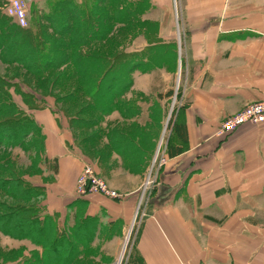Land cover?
Masks as SVG:
<instances>
[{"label": "crops", "instance_id": "1", "mask_svg": "<svg viewBox=\"0 0 264 264\" xmlns=\"http://www.w3.org/2000/svg\"><path fill=\"white\" fill-rule=\"evenodd\" d=\"M62 1L66 11L77 13L87 5L42 0L30 9L55 15ZM178 1L180 39L172 0H148V17L159 15L160 39L148 41V100L119 113L126 129L98 125V138L107 140L111 152L99 159L106 162L99 174L121 197L67 198L89 160L72 147L47 107L32 114L46 137L41 169L48 180L32 183L47 193L49 213L82 202L86 215L97 216L103 227L122 222L126 230L162 142L167 163L157 172L128 264H264V124L216 134L229 116L264 101V0ZM118 109L110 105L98 115ZM119 237L101 250L115 253Z\"/></svg>", "mask_w": 264, "mask_h": 264}, {"label": "trees", "instance_id": "2", "mask_svg": "<svg viewBox=\"0 0 264 264\" xmlns=\"http://www.w3.org/2000/svg\"><path fill=\"white\" fill-rule=\"evenodd\" d=\"M110 2L111 6L115 5L112 7L114 14L111 16V27L104 25V21L106 23L110 17L96 2L90 9L86 5L81 14L70 9L66 11V1H62L58 12L54 16H47L46 21L41 19V14L36 15L33 25L36 32L33 34L28 31L33 28L31 20L29 19L27 27H20L11 17L2 13L4 2L0 1L1 60L10 65H18L38 78L50 76L58 67L70 66L69 69L77 78H82L83 82L88 80L87 90L85 87H78V93L89 98V109L93 113L106 112L110 105L121 108V95L130 86V74L135 68H141L140 65L136 62L130 65L132 57L123 55L124 52L108 58L92 55L84 48L96 37L105 36L106 31L125 17L122 13H135L138 6L142 7V3L128 0L125 6L129 9L124 12L118 10L114 0ZM89 13L96 14L99 23L96 26L97 32L92 30L95 25H92L88 17ZM50 30L54 31V36ZM143 63L147 66L148 59L142 60L141 65ZM14 94L22 99L23 107L15 100ZM99 106H102L101 109ZM46 107L48 103L44 98L32 90L24 89L19 81L0 74V145L32 148L35 156H40L38 166H41L45 135L32 112ZM4 171L8 175L0 181V190L23 202L9 205L0 201V232L15 239H29L40 247L29 255H24L18 264H83L79 260L100 255L101 246L93 245V242L102 225L97 216L81 213L82 202H78L79 208H76L75 214L68 213L60 218L58 212L51 214L44 206L35 202L45 196L43 187L34 185L12 172L9 167Z\"/></svg>", "mask_w": 264, "mask_h": 264}, {"label": "rangeland", "instance_id": "3", "mask_svg": "<svg viewBox=\"0 0 264 264\" xmlns=\"http://www.w3.org/2000/svg\"><path fill=\"white\" fill-rule=\"evenodd\" d=\"M0 1L4 2V0ZM86 1L87 9H90L92 5H96L97 3L98 7L104 10V13L110 17V20H106V23L104 21V25L111 27L113 23L111 16H113L114 14V12L112 11V7H115V5L111 6V0H108L109 2L105 0ZM114 1L116 2L119 11L127 12L129 8L125 5L128 0ZM136 2L137 4L142 3V7L138 6L136 9L137 11L130 15H125L122 13V16L125 17L119 20L120 22H116L112 26V29H109L110 31H106L105 36H103L102 38L96 37V39H93L89 42L88 47L84 48L88 49V53H91L92 55H99L108 58H112L118 53L124 52L123 55L132 57L130 65L136 62V64H139L141 67L135 68L133 73L130 74V86L127 88V92L124 93V95H121L123 96L121 100L122 102L119 104V107L121 108H119L115 112L113 111L110 114L98 115V113H93L91 109H89V98L85 95L81 96L78 93V87H85L87 90L86 81L88 80H85L83 82L82 78H77L76 74H73V71L69 69L70 66L69 68L58 67L50 76L46 75L42 78H38L34 74L27 72L26 69L19 67L18 65H10L3 62L0 57V74L11 78L13 81H19L20 85L24 87V89L32 90L40 97L44 98L48 103L47 108L51 109L53 117L55 118L58 126H62L66 129L71 140L72 147L76 148L79 154H83L85 157H87L86 159L89 160L90 164L86 162L85 165H83V168L75 177L72 189L69 190V194L66 195L68 196L67 198L70 201L90 196L87 194L82 196L79 193L78 186V177L86 167V165L92 167L99 175V177L104 179L110 189L120 193L112 185L109 179H106V177H103V175L99 174V170H102L103 168L102 165L106 163H100L99 159L101 161L104 160L102 158H105L106 155L111 152L110 150L106 149L107 140L104 141L98 138V125H101V123H103L104 126L108 123L107 125H110L109 127H111V129L117 128L124 130L126 129L127 125L122 124L119 113H125L126 111H128L130 103H133L135 101L148 100V66H150L151 62L149 59L147 66H144V63L141 65V62L142 60L148 59V41L152 43L159 42L160 40L158 37L159 31L155 29V27L158 25V20L156 19V17L158 18L159 15L156 14L154 15V17L153 15L148 17V10L150 8L148 5V0H136ZM171 4L172 18L174 22V34L176 36V39H180L182 31H180L178 28L177 22L179 21V16L176 12V8L179 6V1L176 2L175 0H172ZM1 11L3 14H5L3 11V6L1 8ZM42 13L39 12V9L35 6L30 9V23H32L31 27H33L34 25L37 14H41L40 17L41 19H44V21L47 20V16H54L53 13ZM88 17L91 19L92 25H95L92 30L96 31V26L99 25L96 14L89 13ZM22 31H25V29H23ZM28 31H30V33L33 32L34 34L35 28L33 27ZM46 31L49 33L48 30ZM51 33L54 36V31H51ZM91 39L92 38H90V40ZM177 80L178 81L173 83V86L176 88L180 84L179 78ZM104 87H106V85ZM141 92H145V94ZM14 98L18 102L20 107H23L22 99L16 94H14ZM24 149L18 145L16 147L4 146L2 144L0 145V181L3 177L8 175V172L4 171L5 168L8 167L12 170V172L21 175L26 180L31 182L38 181V179L40 180V178L44 181L48 180V178L43 175L44 172L43 169H41V166H38L41 160L40 156L36 157L35 150H31L32 148H26L25 150ZM95 165L97 166V168L95 167ZM147 175L148 172L146 176ZM144 181L145 179H143L142 185ZM46 198L47 193L41 200H36L35 202L38 203V205L41 204L42 206H44V208H46V206L42 204L45 203ZM0 201H2V203L4 204L6 203L9 205L23 202L22 200L12 197L11 195L1 190ZM66 207L61 210L59 215L60 218H64L63 216L66 212H68L70 215L75 214V210L76 208H78L76 206ZM41 208V211H43V207ZM46 211H48L47 208ZM81 211L82 214L86 215L85 209H82ZM134 217L128 224L126 230H124V227H122V222H112L111 224H108L109 222H106L107 226L103 227V224L102 227H99L98 231L96 232L97 234L95 240L93 239V245H96L99 240L101 242L100 246H103L104 242L106 243L108 241H112L113 239H117L118 236L121 237V239L117 240V244L115 245V247H113L116 251L115 253H112L111 249L106 247L105 253L100 249L99 256L93 255L94 257L92 258H84L79 261L83 262V264H115L120 258L121 254H123L121 264H128L131 258L132 248L134 246L135 233L141 221L140 219L135 220ZM99 223L102 224L100 219ZM105 228H108V230L109 228H111V231H107L105 230ZM36 249H40V247L35 245L29 239H15L0 232V264L21 263L20 260L23 259L24 255H29V253L33 252ZM48 259L49 258L47 257L46 260Z\"/></svg>", "mask_w": 264, "mask_h": 264}, {"label": "built area", "instance_id": "4", "mask_svg": "<svg viewBox=\"0 0 264 264\" xmlns=\"http://www.w3.org/2000/svg\"><path fill=\"white\" fill-rule=\"evenodd\" d=\"M39 1L42 0H4L3 11L17 25L27 27L30 19V5ZM175 1L177 2V0ZM245 124H264V101L252 102L239 112L229 116L218 127L216 134L218 136H226ZM161 143L140 189L141 194L135 212V220H141L144 217L146 206L150 202L156 184L157 172L167 163L166 155L161 149ZM78 186L79 193L82 196L96 194L108 198L121 197L120 193L110 189L104 179L99 177L95 170L88 165H86L78 177Z\"/></svg>", "mask_w": 264, "mask_h": 264}, {"label": "bare ground", "instance_id": "5", "mask_svg": "<svg viewBox=\"0 0 264 264\" xmlns=\"http://www.w3.org/2000/svg\"><path fill=\"white\" fill-rule=\"evenodd\" d=\"M123 259V254H121L120 258L118 259V261L115 264H121Z\"/></svg>", "mask_w": 264, "mask_h": 264}]
</instances>
